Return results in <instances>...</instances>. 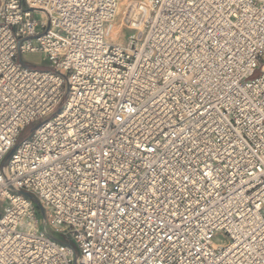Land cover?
Here are the masks:
<instances>
[{
  "label": "built area",
  "instance_id": "2783aa9c",
  "mask_svg": "<svg viewBox=\"0 0 264 264\" xmlns=\"http://www.w3.org/2000/svg\"><path fill=\"white\" fill-rule=\"evenodd\" d=\"M0 264H264V0H0Z\"/></svg>",
  "mask_w": 264,
  "mask_h": 264
},
{
  "label": "rangeland",
  "instance_id": "374dc122",
  "mask_svg": "<svg viewBox=\"0 0 264 264\" xmlns=\"http://www.w3.org/2000/svg\"><path fill=\"white\" fill-rule=\"evenodd\" d=\"M127 2V0H121V4L124 5ZM25 60L33 65H40V66H33L36 69H48L47 65L49 62L43 58L42 55L36 54V55H27L25 56ZM61 110V105L57 107V109L52 112L49 116H47L46 119L53 118L57 113H59ZM40 122L34 123L31 126H29L24 132L21 133L19 137V142L24 140L31 132L32 130L39 124ZM5 171L7 174V164H5Z\"/></svg>",
  "mask_w": 264,
  "mask_h": 264
},
{
  "label": "bare ground",
  "instance_id": "6f19581e",
  "mask_svg": "<svg viewBox=\"0 0 264 264\" xmlns=\"http://www.w3.org/2000/svg\"><path fill=\"white\" fill-rule=\"evenodd\" d=\"M41 55V54H40Z\"/></svg>",
  "mask_w": 264,
  "mask_h": 264
}]
</instances>
